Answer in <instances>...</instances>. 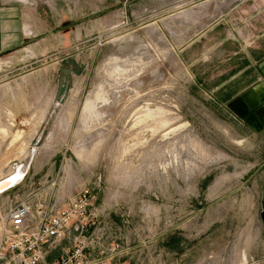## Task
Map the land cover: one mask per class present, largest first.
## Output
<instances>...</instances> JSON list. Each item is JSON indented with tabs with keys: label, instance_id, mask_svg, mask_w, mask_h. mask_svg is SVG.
<instances>
[{
	"label": "rangeland",
	"instance_id": "1",
	"mask_svg": "<svg viewBox=\"0 0 264 264\" xmlns=\"http://www.w3.org/2000/svg\"><path fill=\"white\" fill-rule=\"evenodd\" d=\"M60 1L61 50L0 69V180L26 173L0 194V222L88 189L126 264H264V132L214 115L187 51L264 0Z\"/></svg>",
	"mask_w": 264,
	"mask_h": 264
},
{
	"label": "crops",
	"instance_id": "2",
	"mask_svg": "<svg viewBox=\"0 0 264 264\" xmlns=\"http://www.w3.org/2000/svg\"><path fill=\"white\" fill-rule=\"evenodd\" d=\"M67 2L78 11L77 0ZM61 4L60 0H0V69L16 53L35 59L36 52L61 50V40L56 43L55 37L60 33L48 31L61 24ZM51 36L53 43L46 40ZM194 49L197 60L191 82L214 115L247 133L264 132V12L223 15L189 43L188 53ZM56 256L52 251L50 259ZM115 262L124 261L119 257Z\"/></svg>",
	"mask_w": 264,
	"mask_h": 264
},
{
	"label": "built area",
	"instance_id": "3",
	"mask_svg": "<svg viewBox=\"0 0 264 264\" xmlns=\"http://www.w3.org/2000/svg\"><path fill=\"white\" fill-rule=\"evenodd\" d=\"M22 174L24 178L26 173ZM99 227L88 189L78 191L62 207L22 202L0 222V264H126L115 262L124 252L119 241L104 243ZM66 239L68 248L50 259Z\"/></svg>",
	"mask_w": 264,
	"mask_h": 264
},
{
	"label": "bare ground",
	"instance_id": "4",
	"mask_svg": "<svg viewBox=\"0 0 264 264\" xmlns=\"http://www.w3.org/2000/svg\"><path fill=\"white\" fill-rule=\"evenodd\" d=\"M15 171L16 172L13 173L14 175H12L11 177L7 178L9 176L8 175L5 178L0 180V194L4 193L5 191L9 190L10 188H13L14 186H16L19 183L20 178H22L23 174H22V171L19 169L15 170Z\"/></svg>",
	"mask_w": 264,
	"mask_h": 264
},
{
	"label": "flooded vegetation",
	"instance_id": "5",
	"mask_svg": "<svg viewBox=\"0 0 264 264\" xmlns=\"http://www.w3.org/2000/svg\"><path fill=\"white\" fill-rule=\"evenodd\" d=\"M263 206H264V192L262 194V202H261V212H260V219H261V225H262V230L264 232V223L262 221L261 215L263 214Z\"/></svg>",
	"mask_w": 264,
	"mask_h": 264
},
{
	"label": "water",
	"instance_id": "6",
	"mask_svg": "<svg viewBox=\"0 0 264 264\" xmlns=\"http://www.w3.org/2000/svg\"><path fill=\"white\" fill-rule=\"evenodd\" d=\"M263 211H264V206H263ZM261 218H262V221H263V223H264V212H263V214L261 215Z\"/></svg>",
	"mask_w": 264,
	"mask_h": 264
}]
</instances>
